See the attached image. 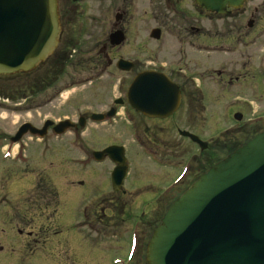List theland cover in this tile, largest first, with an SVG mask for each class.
Instances as JSON below:
<instances>
[{
  "label": "rangeland",
  "instance_id": "obj_1",
  "mask_svg": "<svg viewBox=\"0 0 264 264\" xmlns=\"http://www.w3.org/2000/svg\"><path fill=\"white\" fill-rule=\"evenodd\" d=\"M78 1L81 2L73 6L75 12L61 37L63 44L68 43L73 47L68 53V60L58 62L56 59H49L44 66L27 75L0 78V133L5 132L13 136L15 129L23 123L39 127L45 121L56 124L69 120L76 124L80 117L96 114L114 106V100H124L125 92L131 83V74L119 73L116 70L114 65L118 58L151 63L149 58L155 54L165 56V59L168 58L167 50L172 45L176 47L175 41L168 34L169 29L172 30L175 26L170 18L169 21H165L169 29L161 34L159 40L150 37V31L157 27L156 24H163L162 19L157 20L154 17L162 7V4L157 6V1L154 5H148L144 0H133L132 3L130 0L123 1L121 11H125L126 19L123 22L125 26L122 27L126 40L124 45L118 48H111L107 43V37L115 26L114 16L117 10L116 3L114 8V0L110 1L112 3L108 1L103 4L92 0ZM260 1L262 0H255L243 6L239 19L234 21L237 26L246 27L249 14L247 12ZM185 4L182 10L194 15V2L193 5L187 0ZM179 23L186 26L185 21ZM232 23L218 21L213 15L201 18L199 26L203 33L200 44L207 47L205 49L203 47L201 53L192 54L188 66L191 71L187 69L189 73H196L204 83L206 89L201 88V94L205 112L201 115V121L207 126L211 122L216 124L219 140L229 136L228 129L239 126L234 125L235 115L243 117L242 129L250 130L249 138L253 132L264 128L262 23L257 24L253 31L239 40L236 39L238 34ZM186 38L192 37L186 34ZM213 46L216 49H211ZM63 49L66 50L61 45L60 51ZM109 62L110 66L107 64ZM220 71L223 74L218 78L216 73ZM232 74L233 77L240 74L244 80L241 78L239 83L235 82L234 86H229L227 79ZM22 95L25 101L20 100ZM4 96H8L12 101L6 100ZM189 100L196 104V98ZM186 103L188 104V98L183 105ZM246 120L250 122H245ZM123 122L117 120L111 128L88 125L80 130L82 134L79 137L74 135V141H71L73 136L69 133L56 138L48 132L40 141L26 136L15 146L3 147L0 159L5 156L10 160L14 158L19 163L16 165L10 161L6 164L0 162V186L9 182L8 186L12 188L8 198L10 196L12 203L19 205L22 201L27 203L55 201L59 216L53 225L37 223V228H44L47 231H39V235L32 234L31 237L25 235L31 227L24 226L20 218L16 219L14 216L18 212L21 217L22 212L15 210L10 216V224L0 219L2 264H51V260L55 258L51 257L52 254L60 257L54 264H80L74 258V262L68 259L69 255L72 256L76 252L68 247L65 219L69 214L72 220H78L82 203L98 193L96 187L103 181V178L100 180L97 178L98 174L94 171L104 167L88 166V152L100 150L107 145L120 144L127 150V156L135 167L144 172L153 169L146 159L140 158L139 162L137 161L138 151L128 136V126ZM155 128L161 137H166L167 131L170 130L167 125L163 127L158 125ZM236 137L239 140L233 141L234 143L245 142L243 136ZM222 142L227 141H217V151ZM81 145H84L87 151H83ZM218 155V159L222 157V153L219 152ZM82 170L88 171L83 173ZM4 180L7 181L3 183ZM89 181L94 182V189H88L86 192L82 186L85 183L88 185ZM20 188L25 189L22 195L19 193ZM13 190L15 194L12 195ZM70 190L77 196L69 202ZM154 232L155 230L151 236ZM144 234L148 236L147 230ZM110 259L94 257L90 258L87 264H110ZM136 264L143 262L139 260Z\"/></svg>",
  "mask_w": 264,
  "mask_h": 264
},
{
  "label": "flooded vegetation",
  "instance_id": "obj_2",
  "mask_svg": "<svg viewBox=\"0 0 264 264\" xmlns=\"http://www.w3.org/2000/svg\"><path fill=\"white\" fill-rule=\"evenodd\" d=\"M108 1L110 2L111 0L97 3L103 4ZM123 1L126 0H114V8L116 3L117 10L114 19L115 26L107 37V43L111 48L114 47L111 46L109 42V36L113 32H121L124 37V42L126 40L125 31L122 27V25L125 26L123 22L126 19L125 11H121ZM144 1L147 2L148 5H154L155 1L158 2L157 6L162 4V7L159 8L157 13H154V17H156L157 20L162 19L161 23L163 24H156L157 27L150 31V37L154 39L152 33L158 32V39L155 40H159L161 34L166 33L169 29L165 21H169L170 18V20L174 21L175 26L174 29H169L168 34L175 41L176 47L172 45L167 50L166 54L168 58L165 59V56L155 54L154 57L149 58L151 63H147L129 61L120 57L116 60L114 66L119 73L131 74V82H133L135 77L140 73L148 71L166 76L179 90L181 102L177 111L166 119L148 118L142 114L136 113L129 108L125 102L120 105H114L115 100L113 101L114 106L99 112V114L105 116L102 123L96 124L91 122L92 114L84 117L85 128L88 125L96 127L107 126L111 128L114 127L115 121H124L123 123L128 126L127 133L131 143L138 151V154L136 153L137 161L139 162L140 158L146 159L153 166V169L146 172L139 170L138 167L133 165L125 149L127 170L121 183L117 184L114 183L112 179L116 164L107 155H101V160L97 161V156H95L94 153L102 152L111 146L123 145L111 144L100 150L88 152V166L104 167V169L94 171L95 174H98L97 178H99V180L103 178V181L99 187H96L98 193L82 203L78 213L79 219L76 221L72 220L69 214L65 219L67 222V244L72 251L76 252L72 256H68V259L72 262H74L75 259V261L80 262V264H87L90 258L102 256L111 258L110 264H136L139 260H141L143 264H147L148 242L152 237V232L161 223L165 211L183 192L193 186L203 173L213 167L220 159L263 131V129H259L253 132L249 138L248 135L250 136V130L247 129L243 131L242 123L234 124L235 126H239L234 129H228L227 131L230 133L229 136L225 137L224 140H219L217 138L216 124L211 122L207 126L201 121V115L205 112V106L202 102L203 96L201 94V88L206 89L204 83L196 73H189L187 69L190 70L188 66L190 65L189 59H192V54L201 53L203 47L204 49L207 47V45L202 46L200 44L203 30L199 25L202 17L213 15L218 21L233 22L232 26L236 29V34H238V38L236 37V39L239 40L247 36L250 31H253L257 24L262 23L261 28L264 31V0L258 2L257 6L247 12L249 14L246 19V27H241V25L237 26L234 22L239 19L241 9H227L224 15L219 16L217 14H207L195 5L194 15H190L182 10V6L186 5L185 3L187 0ZM188 1L193 4V0ZM253 1L255 0H250L246 4H250ZM78 2L81 1L57 0L62 34L64 28L70 24L71 16L75 12L73 6L78 5ZM132 2L133 0H130V3ZM123 6L125 7V5ZM162 11L165 13H162ZM183 21H185L186 26L179 23ZM236 27L241 28L237 29ZM178 30H183V33ZM186 34L192 38L187 39ZM124 42L118 47L124 45ZM63 43L64 41H61L59 47L53 56H51V59H56L58 62L66 61L65 58L68 55L67 50L69 44L67 42H65L67 44ZM61 45L66 48V50L63 49L60 51ZM211 49H216V47L213 46ZM48 60L39 65L37 69L44 66ZM121 60L131 63L129 72L124 73L117 69L116 64ZM107 64L108 66L111 65L110 62ZM222 74L223 72L221 71L216 73L218 78L222 77ZM241 78L240 74L236 75V77H233L232 74L227 79V84L229 86L233 85V83L238 82ZM242 80L244 79L242 78ZM186 98H188V104L186 103L187 105H183ZM193 98H196V104H192L189 100ZM22 101H25V99H22ZM110 112L114 113L112 119L106 118ZM121 115L123 116L122 118L120 117ZM246 122H250V120ZM43 124L36 128L40 129ZM158 125L160 127L166 125L169 127L170 130L167 131L168 135L166 137H161L159 132L156 131L155 127ZM19 127L20 126L13 132L14 135ZM49 130H52V127L49 128ZM69 134L73 136L71 141H74V135L79 137L82 133L79 128L75 126ZM186 134H188V136H186ZM237 135L243 136V141L245 142L241 144L235 143V145H233V141L239 140V138L236 137ZM192 137L201 142H193L197 140ZM10 139L11 136L8 133H0V151L5 146V143L6 146H8L7 142L10 141ZM217 141L227 142L221 143L220 145L222 146L219 147L217 151ZM81 147L83 151L86 150L84 145H81ZM219 152L222 153L220 159H218ZM3 157L4 158L0 159L1 163L6 164L10 161L19 165V163H17L18 160L14 158L10 160L8 157ZM86 171L88 170H82L81 172L84 173ZM6 181L4 180L3 183ZM8 183L9 182H7L6 185L0 186V219L10 224V216L17 210L22 212V215L20 217V214L16 212L14 214L15 218H20L21 224L24 226L31 227V230L27 231L25 234L27 237H31L32 234L39 235V231H47L44 228H37V226L40 224L39 222H44L47 225H53V223L56 222L59 216L56 202L45 201V203H41L38 201L27 203L26 201H22L19 205H15V203H12L10 200V196L8 198L11 191L10 189L12 188L8 186ZM93 185L94 182L89 181L88 185L85 183L82 187L88 192V189H94ZM24 190L20 188L19 193L21 195L24 194ZM12 192V195L15 194L14 190ZM70 192L71 190L69 193ZM76 196L74 191L71 192L68 195L69 202L70 200L73 201ZM145 230H147L148 236H145ZM19 233H21V231ZM54 249H56V244L54 245ZM51 257H55L51 260V264L57 263L60 259V257L55 254H52ZM0 264L2 263L0 262Z\"/></svg>",
  "mask_w": 264,
  "mask_h": 264
},
{
  "label": "water",
  "instance_id": "obj_3",
  "mask_svg": "<svg viewBox=\"0 0 264 264\" xmlns=\"http://www.w3.org/2000/svg\"><path fill=\"white\" fill-rule=\"evenodd\" d=\"M207 13L223 15L240 9L248 0H193ZM57 0H0V76L26 74L49 58L60 39ZM158 32H153L158 39ZM124 40L121 32L109 36L111 46ZM128 72L131 64L119 61ZM137 113L164 119L180 104L177 87L164 75L143 72L125 94ZM120 102H116L118 104ZM110 113L108 116L111 117ZM94 115L93 120L102 121ZM240 120V117H236ZM41 130L23 125L12 142L28 131L44 137ZM83 127V119L79 120ZM72 125L65 121L53 128L56 136ZM107 154L118 167L119 183L126 171L124 149L110 147ZM148 264H264V132L217 163L188 189L166 212L148 246Z\"/></svg>",
  "mask_w": 264,
  "mask_h": 264
}]
</instances>
